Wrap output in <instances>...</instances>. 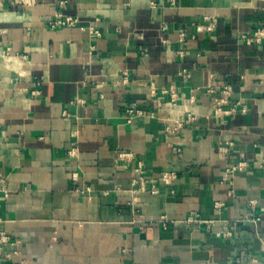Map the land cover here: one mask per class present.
<instances>
[{
    "label": "crops",
    "instance_id": "0c3cea01",
    "mask_svg": "<svg viewBox=\"0 0 264 264\" xmlns=\"http://www.w3.org/2000/svg\"><path fill=\"white\" fill-rule=\"evenodd\" d=\"M58 9L101 35L51 28ZM259 28L264 0H0V232L19 241L0 264H264V41L244 38ZM227 84L247 112L214 115Z\"/></svg>",
    "mask_w": 264,
    "mask_h": 264
},
{
    "label": "built area",
    "instance_id": "2783aa9c",
    "mask_svg": "<svg viewBox=\"0 0 264 264\" xmlns=\"http://www.w3.org/2000/svg\"><path fill=\"white\" fill-rule=\"evenodd\" d=\"M69 0H59V6H65L68 3ZM48 25L53 28H60L64 26H79L81 29H88L90 33L94 36H100L101 30L99 28H95L93 26L87 27L85 25L80 24L79 17L73 16V15H67L64 14L60 9L56 10L54 15L49 19ZM183 35V33H182ZM244 38L247 43H261L264 41V28H259L253 31L252 33H249L247 35H244ZM123 78L121 79V83L128 84L129 83V77H128V71H123ZM212 90V89H210ZM33 94L39 93L38 89L32 90ZM222 96L217 97L213 104V112L214 115L218 117H225L230 115H235L237 113H245L247 112V106L242 104L241 101L237 100L235 102L230 101V97L232 95V87L231 85L227 84L221 89ZM193 100V99H191ZM178 102V95L177 93L172 90L171 91V105L176 106ZM124 109L126 113L129 115H136V114H144L146 113V109L143 106L138 105V103L132 101L128 102L124 105ZM195 116L192 115L190 112L187 113V117L185 119H176L174 121H171L168 119V121L165 123V130L168 134H175L177 133L186 122L194 119ZM232 145L231 141L226 142L225 144L220 146V151L223 153L229 152V147ZM76 148L73 147L70 151V153H75ZM133 152L130 150H119L117 152V158L118 159H124V158H132ZM264 162V161H263ZM248 165V162L245 158V155L243 153H240L236 156L235 161L229 165L226 168L225 175L223 176V180H227L228 176L230 174L235 173L238 170H243ZM136 175L132 178V184L135 185L137 188L134 191H144L147 189L146 181H145V170L142 166V164L138 165L135 168ZM73 179L78 178V173L74 172L72 174ZM175 178V173L173 172H164L161 175V180L164 181L167 184H172L173 180ZM5 182H6V176L5 174L0 173V193H3L5 196L9 194V191L5 188ZM77 191L80 193H85L86 191L91 192V187L86 186L84 188L77 187ZM216 207L224 206L223 201H217ZM256 219H252L253 221H256ZM244 221L251 220L249 217H246L243 219ZM164 227H167L169 222H171L167 217H162L159 220ZM186 223L190 224H205L208 227H211L212 224H214V220H208L203 219L198 212H192L189 216L186 217L184 220ZM235 220H225V224L220 228L219 231H217V235L223 238H229L234 235V232L231 229V226L235 224ZM18 240L12 239L10 235H8L5 232H0V251L4 250L5 245L11 244L16 245L18 244ZM18 253L16 250L8 251L5 253V255L8 258H12L14 254Z\"/></svg>",
    "mask_w": 264,
    "mask_h": 264
}]
</instances>
